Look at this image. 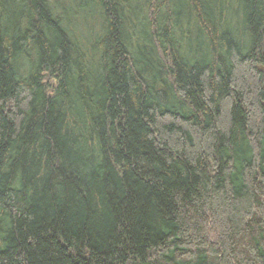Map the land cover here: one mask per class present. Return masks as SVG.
Segmentation results:
<instances>
[{
	"label": "trees",
	"instance_id": "1",
	"mask_svg": "<svg viewBox=\"0 0 264 264\" xmlns=\"http://www.w3.org/2000/svg\"><path fill=\"white\" fill-rule=\"evenodd\" d=\"M0 264H264V0H0Z\"/></svg>",
	"mask_w": 264,
	"mask_h": 264
}]
</instances>
